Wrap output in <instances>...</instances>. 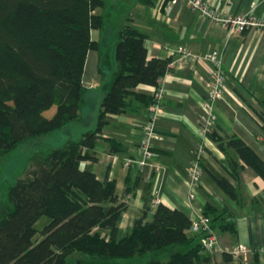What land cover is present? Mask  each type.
Returning <instances> with one entry per match:
<instances>
[{
	"label": "trees",
	"instance_id": "1",
	"mask_svg": "<svg viewBox=\"0 0 264 264\" xmlns=\"http://www.w3.org/2000/svg\"><path fill=\"white\" fill-rule=\"evenodd\" d=\"M103 5L102 0H0V156L25 139L78 120L86 55L99 49L91 32L104 26L95 10ZM115 39L118 70L100 101L95 129L45 154H33L24 176L8 187L0 213V264H66L75 253L91 264L210 262L202 245L204 233L189 232L191 221L181 210L153 205L150 194L131 230L117 239L128 204L115 194L113 180H99L81 166L92 159L88 152L110 115L136 104L146 110L152 103V95L135 88L156 89L172 69L171 58L147 59L146 35L129 20ZM53 106V114L45 116ZM208 139L237 154L241 163L229 162L232 172L247 166L264 179V162L239 137L213 125ZM218 183L236 198L226 179ZM202 215L210 219L212 231L219 222L220 231L234 232L226 220L231 216L227 208L207 206ZM42 216L49 222L38 231L34 225ZM132 258L135 262H128ZM247 264L258 263L254 259Z\"/></svg>",
	"mask_w": 264,
	"mask_h": 264
},
{
	"label": "crops",
	"instance_id": "2",
	"mask_svg": "<svg viewBox=\"0 0 264 264\" xmlns=\"http://www.w3.org/2000/svg\"><path fill=\"white\" fill-rule=\"evenodd\" d=\"M102 1L103 7L95 12L103 17L104 26L91 32L99 49L87 52L79 118L68 123L66 141H76L75 137L96 127L100 101L118 70L114 59L115 35L126 20L146 35L147 59H176L181 46L193 54L192 61L172 67L161 79L160 112L153 123L158 136L152 140L154 157L138 165V143L147 113L136 104L124 113L108 117L100 139L88 152L92 159L81 163L99 180H113L115 194L128 204L118 224L117 239L131 230L150 194L156 199L153 205L161 203L179 209L190 221L202 215L207 206L219 211L228 209L231 216L226 220L233 223L234 232L220 231V223L216 222L212 231L216 251L208 253L207 264H239L238 259L225 254L238 244H246L252 250L246 263L255 259L264 264V179L247 166L232 172L228 163L240 164L237 154L229 148L221 150L209 139L201 159L202 175L192 199L185 172V167L194 161L205 115L202 102L212 71L203 56L213 49L219 50L227 73L222 97L213 107V125L226 135L239 137L264 162V31L250 29L227 38L223 26L200 17L179 1ZM205 1L219 14L249 13L264 18V0ZM135 91L152 95L154 88L140 85ZM221 179L235 189L236 198L220 186ZM151 216L152 213L149 220Z\"/></svg>",
	"mask_w": 264,
	"mask_h": 264
},
{
	"label": "built area",
	"instance_id": "3",
	"mask_svg": "<svg viewBox=\"0 0 264 264\" xmlns=\"http://www.w3.org/2000/svg\"><path fill=\"white\" fill-rule=\"evenodd\" d=\"M183 2L188 8L197 13L200 17L209 19L223 26L226 29V37L233 35H241L250 29H257L264 31V18L245 13L240 15L219 14L210 6L205 0H170V2ZM178 57L170 62V66L186 64L193 59L192 52L185 46L177 49ZM204 60L212 66L210 80L208 83L207 94L202 102V109L205 115L202 118V125L199 129V141L195 149L194 161L185 167V172L189 180L190 193L189 198L194 197V188L199 182L202 175L201 159L205 155L206 146L208 143V134L213 126V107L217 100L222 97L224 86L227 81V73L223 67V62L218 49H213L203 56ZM161 82V80H160ZM163 89L159 86L154 89L152 94V103L146 109L147 120L142 127V135L138 143V152L141 156L138 165L141 166L147 159L154 157L156 154L152 149V140L158 138L154 130V120L160 112V99ZM125 165H129L125 162ZM156 199L153 198V203ZM191 233H204L205 237L202 239L203 248L212 253L216 251V236L210 228V219L206 216L200 215L191 221L189 227ZM252 250L246 244H238L232 247L228 253L232 258L238 259L240 264H247L246 257Z\"/></svg>",
	"mask_w": 264,
	"mask_h": 264
},
{
	"label": "rangeland",
	"instance_id": "4",
	"mask_svg": "<svg viewBox=\"0 0 264 264\" xmlns=\"http://www.w3.org/2000/svg\"><path fill=\"white\" fill-rule=\"evenodd\" d=\"M54 110L55 107L53 106L45 111L44 115L49 117L53 114ZM69 125L66 124L64 127L53 130L43 136L25 139L10 153L0 156V213L6 204L8 187L13 185L18 178L24 176L29 166V158L35 153L45 154L51 149L61 146L68 139L69 130H66V127H69ZM73 125L71 124V126ZM75 138L74 140H77L80 137ZM48 222L49 218L42 216L35 223L34 227L40 231ZM36 238H39V233L36 234ZM135 260V258H132L128 262H135ZM123 261L126 262V260ZM66 264H91V262L84 255L75 253L67 259Z\"/></svg>",
	"mask_w": 264,
	"mask_h": 264
}]
</instances>
